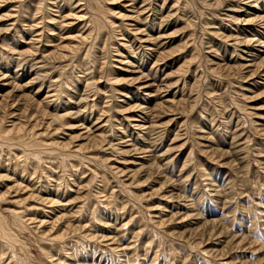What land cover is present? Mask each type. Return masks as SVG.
<instances>
[{
  "label": "rangeland",
  "instance_id": "rangeland-1",
  "mask_svg": "<svg viewBox=\"0 0 264 264\" xmlns=\"http://www.w3.org/2000/svg\"><path fill=\"white\" fill-rule=\"evenodd\" d=\"M0 264H264V0H0Z\"/></svg>",
  "mask_w": 264,
  "mask_h": 264
},
{
  "label": "bare ground",
  "instance_id": "bare-ground-1",
  "mask_svg": "<svg viewBox=\"0 0 264 264\" xmlns=\"http://www.w3.org/2000/svg\"><path fill=\"white\" fill-rule=\"evenodd\" d=\"M61 117H63V115H62V116H59V118H61ZM51 203H52V202H51ZM51 203H50V204H51Z\"/></svg>",
  "mask_w": 264,
  "mask_h": 264
}]
</instances>
